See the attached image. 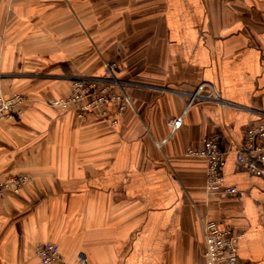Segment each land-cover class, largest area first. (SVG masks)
Masks as SVG:
<instances>
[{
    "label": "crops",
    "instance_id": "0c3cea01",
    "mask_svg": "<svg viewBox=\"0 0 264 264\" xmlns=\"http://www.w3.org/2000/svg\"><path fill=\"white\" fill-rule=\"evenodd\" d=\"M107 63L123 111L53 105ZM201 84L221 101L173 132ZM0 92L29 99L0 117V181L30 178L0 203V264H42L47 244L69 264H206L205 218L239 237L238 264H264V177L236 163L264 124V0H0ZM212 137L235 197L209 192L206 161L186 154Z\"/></svg>",
    "mask_w": 264,
    "mask_h": 264
},
{
    "label": "built area",
    "instance_id": "2783aa9c",
    "mask_svg": "<svg viewBox=\"0 0 264 264\" xmlns=\"http://www.w3.org/2000/svg\"><path fill=\"white\" fill-rule=\"evenodd\" d=\"M115 63L105 64L106 74L103 78L76 77L73 79L71 93L67 98L53 103L65 110L76 108L78 116L85 119L87 114H97L104 117L109 105L117 103L119 111L125 108L124 102L129 100L123 84L120 82ZM118 88L114 93L112 88ZM29 101L28 97L14 94L4 97L0 92V117L12 118L21 114V106ZM221 101L220 94L213 87L201 84L192 93L183 115L170 120L173 132L181 128L184 115L190 108L205 102ZM264 124L252 126L247 130L245 139L236 152L237 166L248 173L264 177ZM187 156L202 158L207 164V189L211 193L235 197L238 190L224 186L223 170L225 166L224 151L216 137L208 138L199 148L190 147ZM30 181L29 176L18 175L0 181V199L6 192L20 194ZM205 238L206 264H238L236 245L239 237L230 229L222 228L214 220H203ZM36 255L42 264H69L59 250L52 244L37 247ZM78 264H87L84 260Z\"/></svg>",
    "mask_w": 264,
    "mask_h": 264
},
{
    "label": "rangeland",
    "instance_id": "374dc122",
    "mask_svg": "<svg viewBox=\"0 0 264 264\" xmlns=\"http://www.w3.org/2000/svg\"><path fill=\"white\" fill-rule=\"evenodd\" d=\"M22 193V192H21ZM20 193V194H21ZM18 194V195H20ZM7 195H10V196H17V194H13L12 192H6L5 195H3V198L0 199V203L7 197Z\"/></svg>",
    "mask_w": 264,
    "mask_h": 264
}]
</instances>
